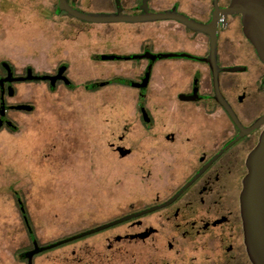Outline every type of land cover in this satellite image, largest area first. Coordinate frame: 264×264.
<instances>
[{
    "label": "rangeland",
    "instance_id": "obj_1",
    "mask_svg": "<svg viewBox=\"0 0 264 264\" xmlns=\"http://www.w3.org/2000/svg\"><path fill=\"white\" fill-rule=\"evenodd\" d=\"M53 2L0 0V63L48 73L64 64L74 85L54 92L44 86L18 87L23 100L35 101L36 110L17 119L16 134L0 135V264H28L32 240L18 205L29 213L34 242L48 247L152 206L158 191L181 178L166 169L170 156L150 146V135L158 130L145 128L138 109L146 77L150 108L153 92L161 99L167 89L159 90L177 82L164 69L170 62L145 74L143 65L131 68L135 41L120 31L108 32L112 28L89 36L49 17L46 21ZM160 46L172 50L176 45L165 40ZM102 55L120 61H103ZM142 137L147 146L141 145ZM117 147L131 155L120 157ZM131 229L86 236L41 254L33 264H159L163 247L157 239L140 245L122 242L108 250V239Z\"/></svg>",
    "mask_w": 264,
    "mask_h": 264
},
{
    "label": "flooded vegetation",
    "instance_id": "obj_2",
    "mask_svg": "<svg viewBox=\"0 0 264 264\" xmlns=\"http://www.w3.org/2000/svg\"><path fill=\"white\" fill-rule=\"evenodd\" d=\"M53 1L46 21L51 18L71 32L89 36L97 29L120 31L135 41L137 57L131 68L143 65L145 74L168 61L164 69L178 77L177 82L159 90L167 89L161 99L153 92L151 108L147 100L149 83L144 108L139 103V89L138 109L145 128L158 130L150 135V146L170 156L166 169L181 177L179 183L158 191L152 206L92 230H99L92 235L130 226L132 232L108 239V250L113 251L122 242L140 245L157 239L163 247L159 264H250L242 239L239 197L248 156L264 130V50L259 53L245 37L241 15L227 14L233 0H66L72 10L86 15L139 19L115 23L83 21L61 10L59 0ZM156 16L165 18L155 20ZM165 40L173 41L175 48H162L160 41ZM101 58L120 61L106 55ZM62 68H66L68 78V66L64 64L48 73L31 67L19 71L10 62L0 63V119L4 107L5 118L16 127L13 131L4 123L0 135L16 134L17 119L36 110L33 99L21 98L19 86H50L49 82L22 79L29 72L33 77L56 76ZM233 68L239 70L228 71ZM9 73L11 83L7 81ZM59 86L65 85L58 82ZM21 106L32 110H18ZM143 138L140 143L147 146ZM110 146L114 149L113 144ZM119 148L115 151L122 157ZM124 150L130 153L122 158L131 155V150ZM18 206L26 232L35 235L25 206ZM87 233L77 235L81 237L78 242L86 239ZM144 234L148 236L142 238ZM34 241L27 253L36 247L46 248Z\"/></svg>",
    "mask_w": 264,
    "mask_h": 264
},
{
    "label": "water",
    "instance_id": "obj_3",
    "mask_svg": "<svg viewBox=\"0 0 264 264\" xmlns=\"http://www.w3.org/2000/svg\"><path fill=\"white\" fill-rule=\"evenodd\" d=\"M59 8L72 16L83 21L92 23H115L128 20L129 22H137L139 19H123L114 18L112 16H95L86 15L72 10L66 0H59ZM228 15L238 14L242 16L243 32L247 40L252 46L262 53L264 50V0H233L227 10ZM165 17L156 16L155 20H162ZM185 25H189L185 21ZM113 59V58H111ZM6 67V66H5ZM150 70V69H149ZM239 69H229L230 72H236ZM66 68L60 69L56 76H40L33 77L29 72L28 76L23 81H43L49 82L50 91L54 92L57 89V83L63 82L69 90L74 88L73 83L65 76ZM149 76V75H148ZM12 74L9 73L8 82L12 81ZM149 77H146L140 86L139 103L141 108H144V100L146 95ZM214 84L218 95V73H214ZM18 110L30 111L31 107L21 106ZM2 117L0 126L4 123L11 125L12 130L16 127L9 122L4 116V107L1 108ZM122 157L127 156L130 151L122 148L118 149ZM239 217L242 229V239L247 257L250 264H264V130L251 153L248 156L246 163V173L243 179L242 188L239 197ZM99 231V230H98ZM96 231V232H98ZM96 232H88L84 236H90ZM148 234L141 235L146 238ZM45 249L36 247L28 253V264H33L34 257L42 253Z\"/></svg>",
    "mask_w": 264,
    "mask_h": 264
},
{
    "label": "trees",
    "instance_id": "obj_4",
    "mask_svg": "<svg viewBox=\"0 0 264 264\" xmlns=\"http://www.w3.org/2000/svg\"><path fill=\"white\" fill-rule=\"evenodd\" d=\"M33 237H34V235L32 234L30 236L31 240L34 239ZM79 240H81V237L78 238L77 236H73V237L67 238L65 240L59 241L58 243H55L54 245H51V246H48V247L44 248L45 250L42 253L36 255L34 257V259L36 257L40 256L41 254H44V253L50 252L52 250H56V249H60V248L72 245V244L78 242ZM25 261H28L27 258H25Z\"/></svg>",
    "mask_w": 264,
    "mask_h": 264
}]
</instances>
